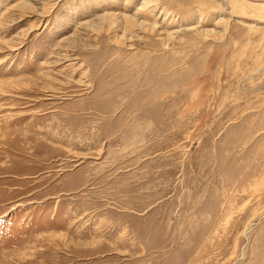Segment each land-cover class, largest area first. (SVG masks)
Instances as JSON below:
<instances>
[{"label":"rangeland","instance_id":"rangeland-1","mask_svg":"<svg viewBox=\"0 0 264 264\" xmlns=\"http://www.w3.org/2000/svg\"><path fill=\"white\" fill-rule=\"evenodd\" d=\"M0 264H264V0H0Z\"/></svg>","mask_w":264,"mask_h":264},{"label":"bare ground","instance_id":"bare-ground-1","mask_svg":"<svg viewBox=\"0 0 264 264\" xmlns=\"http://www.w3.org/2000/svg\"><path fill=\"white\" fill-rule=\"evenodd\" d=\"M254 7H255V5H254ZM261 12V11H260Z\"/></svg>","mask_w":264,"mask_h":264}]
</instances>
